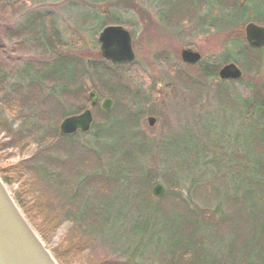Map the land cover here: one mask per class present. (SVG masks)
I'll return each instance as SVG.
<instances>
[{
	"label": "trees",
	"instance_id": "16d2710c",
	"mask_svg": "<svg viewBox=\"0 0 264 264\" xmlns=\"http://www.w3.org/2000/svg\"><path fill=\"white\" fill-rule=\"evenodd\" d=\"M250 1L210 0L219 12L203 16L200 10L206 0H196L182 10L184 14L178 21L196 19L202 31L217 28L233 35V39L242 43L243 64L252 61L259 65L262 50L250 47L241 35L248 21L264 24V0L254 1L251 7ZM47 18L46 14H31L15 31L8 29L15 36H27L24 41L30 40L48 50L50 58L40 66L25 63L16 80L6 70L7 65L0 62V85L11 90L13 102L18 100L23 106L32 104L31 110L46 103L50 109L41 108L46 111L47 117L42 119L47 120L48 128L37 132L40 146L36 152L18 165L0 170V175L6 184L28 175L31 181L24 180V183L31 187L33 182L40 183L42 202L38 207L33 204L29 210L35 211V207L44 213L43 226L48 233L53 234L62 220L71 219L76 224L73 231L77 255L100 234L128 254L122 264H147V254H151L157 264H204L205 261L207 264H264V145L260 143V159L258 166H254L245 149L246 153H232L233 149L225 143L224 132L216 143L208 132L202 133L201 138L195 136L193 143L194 133H189V128L194 126L192 123L184 130L170 129L153 142L141 128L145 107L138 104L133 109L134 101L126 103L116 95L124 86L118 71L120 67L105 58L88 61L76 49L61 44L54 23H50L54 28L47 30ZM118 18L116 11L104 14L100 26L118 23ZM232 55L229 49L224 62L236 60ZM219 66L206 67L203 74L217 76ZM178 78L193 83L192 78L180 73ZM86 79H90L95 89H100L96 80L101 81L110 90L115 106L110 112L94 107L95 122L89 133L62 135L57 118L80 113L84 105L78 103L72 104L74 112H62L66 100L86 98ZM219 88L221 105L242 107L240 115L244 125L251 127L250 139L255 135L264 136V91L254 93L257 99H253L254 95L236 96L224 85ZM1 118L0 113V126L9 135L13 133L14 138L3 144L6 147H15L24 137L33 135L32 130L40 129L36 123L32 124L33 129H15ZM52 119H57L54 126L50 123ZM195 126L200 129L198 124ZM87 135L88 142H81L80 137ZM178 136L185 141H180L175 149L173 143ZM228 137L232 138L230 134ZM210 149L215 156L213 162L208 160L203 165L200 154L207 155ZM151 158L159 161L156 162L163 171L161 178L168 185L163 199H155L150 192L160 177L154 163V167L147 164V159ZM211 163L214 168L209 172L212 169L207 167ZM240 167L244 168L242 174ZM201 192H212L218 201L209 218L202 215L209 201H198L202 198ZM17 196L14 195L16 201ZM57 206L59 210L55 209ZM168 214L178 218L173 232L164 231ZM222 228L230 234L229 242L224 245L215 242ZM250 252L255 253L254 259ZM103 259V263L109 260Z\"/></svg>",
	"mask_w": 264,
	"mask_h": 264
},
{
	"label": "rangeland",
	"instance_id": "374dc122",
	"mask_svg": "<svg viewBox=\"0 0 264 264\" xmlns=\"http://www.w3.org/2000/svg\"><path fill=\"white\" fill-rule=\"evenodd\" d=\"M164 1L0 0V47H2L0 62L7 65L6 70L10 71L15 80L20 78L19 71L25 63L32 62L35 66H40L41 63L48 62L50 58L48 50L32 43L30 40H25V42L24 39L27 36L18 37L8 31L9 28L15 31L20 23L29 15L35 13H42L48 16L45 20V23L48 24L47 30L51 31L52 27L56 26L57 28L55 29L58 30L61 44L63 42L66 47L76 49L75 51L88 61L103 58L98 40L99 33L103 27L100 26V23L104 14L108 15L111 11H116L120 22L114 24L123 25L131 32L133 47L136 53L134 62L117 65L120 67L118 71L122 76V85L124 86L119 88L116 95L123 102L134 101L131 103L133 109H136L138 104L141 105V108L145 107L142 114L144 115V119L141 121V128L148 136V139L155 142L168 130H184L185 126L192 123L194 126L189 128V133H194L191 139L193 143L197 139L195 136L198 135L201 138L202 133L206 132L209 133L211 140L216 143L220 139V133L223 134L224 132L227 138V142L225 143L228 144L229 149H233L232 153H246L243 150L245 149L252 157L251 165L258 166L257 161L260 159L261 154L259 148L260 143L264 145V136L256 137L255 135L253 140H251V127L244 125L242 122L243 116L240 115L242 107L234 109L228 105H221L220 94L217 90L224 85L229 87L234 95H240L242 98H249L254 93H263L264 47L261 49L262 51L259 55V65H257L258 63H252V61H246L243 64L244 58L242 59L240 56L242 43L233 39L231 37L233 35L219 31L217 28H207L202 31L201 26L195 23L196 19L192 21L188 19L179 23V16L184 14L182 10L196 0ZM216 1L214 0V2ZM254 1L259 0H251L249 3L250 7L253 6ZM200 12L203 16H208V13L217 15L219 9L211 5L210 0H206L205 7ZM51 22L54 23V26L50 24ZM241 36L246 41L245 33ZM184 48H192L200 52L202 55L201 60L196 64L184 62L181 58V52ZM229 49L232 50V56L236 60L228 62H234L241 68L243 72L241 79H222L218 73L217 76L204 75L203 70L206 67L210 68L211 66L220 65L218 68L220 70L225 63H228L224 62V58L227 57ZM178 73L192 78L193 83L181 78L179 79ZM85 82L86 88H88L86 98L81 97L80 99L66 100L67 103H64L62 113L68 114L69 112H74L75 109L72 104L75 103L84 105L80 112L90 107L88 93L91 88L95 87L90 79H86ZM96 82L100 86V89L97 90L100 93L101 99L111 96L110 90L101 81L96 80ZM253 97V99H257L255 95ZM68 98L70 99L69 96ZM15 101L13 102L12 100L11 90H7L0 85V113L2 122L12 125L15 129L20 127L33 129L32 124L36 123L40 129L32 130L34 131L33 135L30 134L27 138L24 137L25 140H21L15 147H6L7 145L3 146V144L14 140L11 137L13 133L9 135L7 130L0 126L1 171L5 168L16 166L24 159L30 158L40 146L39 141L37 142L36 140V137H38L37 132L44 129L47 130L48 128L47 120L43 121L42 119L47 117L46 111L41 109H50L48 106L46 107V103L39 109L31 110L32 104L30 106H23L18 100ZM94 110L95 108H93ZM67 116L69 115L58 117V120L56 119L59 132L60 124ZM149 116L156 117L157 121L155 125H149ZM56 120L52 119L50 121L52 126L55 125ZM195 124L200 126L199 130ZM229 134L232 137L231 139L228 137ZM80 139L81 142L87 143L89 135L81 136ZM180 141H185V139L180 136L176 137L173 148L179 147ZM206 154H200L201 161L204 162L203 165L208 160L213 162L215 157L211 149ZM154 159H147V164L151 167L155 165V169L159 172L160 177L157 178L154 185L157 183L164 184L167 194L168 185L161 178L163 171H161V166L157 163L159 161L156 160V162ZM223 162L225 161L223 160ZM213 166L214 164L211 163L207 169L210 170L214 168ZM242 167L239 169V173L241 174L242 170H244ZM212 171L213 169L209 172ZM224 171L225 169L222 168L221 172ZM209 172L208 175L211 176ZM24 180L30 182L31 176L28 175L19 181H13L11 184H8V188L13 196L21 194L19 197L17 196L18 205L51 252L55 255L58 254L59 260H57L58 262L60 261L59 264L123 263L128 254L126 255L110 238H104L100 234L96 236L93 243H89L85 247L80 255H77L74 248L77 239L73 231L76 224L71 219L62 220L61 225L50 235L48 229L43 226L45 225L43 223V219L45 218L44 213L38 212L35 208L42 202L39 198L43 196V192L39 191L41 187L40 183L36 185L33 182L34 184L31 187L29 183H24ZM150 192L152 194V190ZM200 195L202 196L201 199V196H196L197 199H200L198 200L199 202L209 201L206 202L207 205L202 210V215L205 218H209L218 201H216L215 195L212 192H201ZM164 197L154 198L163 199ZM33 204L36 212H30L29 210L30 207H33ZM55 209L59 210L60 208L57 206ZM165 223L166 228L164 231L168 229L170 232H173L178 224V218L177 216L168 214L165 218ZM220 233L215 242H221L222 245L228 243V239H230L228 231L222 228ZM105 257L109 260L103 263L102 260ZM250 257L254 259L255 253L250 252ZM146 262L147 264H157L151 254L146 255ZM204 264H207V261Z\"/></svg>",
	"mask_w": 264,
	"mask_h": 264
},
{
	"label": "water",
	"instance_id": "95a60500",
	"mask_svg": "<svg viewBox=\"0 0 264 264\" xmlns=\"http://www.w3.org/2000/svg\"><path fill=\"white\" fill-rule=\"evenodd\" d=\"M246 39L250 46L264 47V26L249 22L245 27ZM102 55L114 64L131 63L136 58L130 31L123 25L106 26L99 35ZM181 58L189 64L198 63L202 55L192 48H184ZM222 79L238 80L243 76L241 68L234 62L222 66L219 70ZM88 98L92 107L100 104L103 111L113 109L115 101L112 97L100 100L96 89H91ZM91 108L79 114L66 117L60 124V133L70 135L78 132H89L94 123ZM155 116L148 117L150 126L155 125ZM156 198L166 194V187L157 183L152 189ZM0 264H59L45 241L33 227L21 207L13 197L0 176Z\"/></svg>",
	"mask_w": 264,
	"mask_h": 264
}]
</instances>
